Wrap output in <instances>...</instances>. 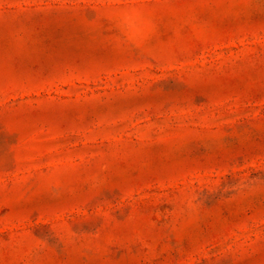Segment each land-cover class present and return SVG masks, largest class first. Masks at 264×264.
Masks as SVG:
<instances>
[{"label": "rangeland", "instance_id": "374dc122", "mask_svg": "<svg viewBox=\"0 0 264 264\" xmlns=\"http://www.w3.org/2000/svg\"><path fill=\"white\" fill-rule=\"evenodd\" d=\"M0 264H264V0H0Z\"/></svg>", "mask_w": 264, "mask_h": 264}]
</instances>
